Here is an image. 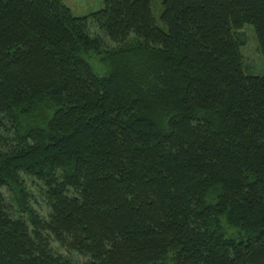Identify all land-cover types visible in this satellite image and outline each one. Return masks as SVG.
Returning <instances> with one entry per match:
<instances>
[{"label":"trees","instance_id":"1","mask_svg":"<svg viewBox=\"0 0 264 264\" xmlns=\"http://www.w3.org/2000/svg\"><path fill=\"white\" fill-rule=\"evenodd\" d=\"M152 3L0 0V264H264V0Z\"/></svg>","mask_w":264,"mask_h":264},{"label":"rangeland","instance_id":"2","mask_svg":"<svg viewBox=\"0 0 264 264\" xmlns=\"http://www.w3.org/2000/svg\"><path fill=\"white\" fill-rule=\"evenodd\" d=\"M68 6L71 7L73 13L76 16H84L91 12L97 11L104 5V0H63ZM162 2L163 0H153L152 7L154 15L159 18L162 12ZM252 30H247L250 33L249 35V44L245 48L246 56L248 57L247 71L253 74H264V61L261 55L257 54L255 44L257 45V38L255 32L251 26L247 25ZM97 58L91 56V61L95 63Z\"/></svg>","mask_w":264,"mask_h":264}]
</instances>
